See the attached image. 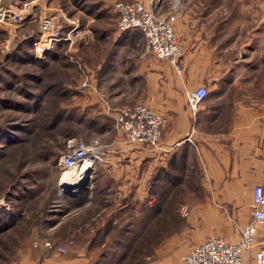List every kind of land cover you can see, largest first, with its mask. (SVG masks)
Instances as JSON below:
<instances>
[{"label":"rangeland","instance_id":"374dc122","mask_svg":"<svg viewBox=\"0 0 264 264\" xmlns=\"http://www.w3.org/2000/svg\"><path fill=\"white\" fill-rule=\"evenodd\" d=\"M117 1L132 0H8L18 6L26 2L31 12L19 23L0 24V264H169L200 241L202 229L193 222L207 195L197 164L170 171L166 163L144 159L137 166V189L121 196L94 188L87 200L88 189L73 196L61 184L66 170L81 169L60 162L71 141H98L102 157L116 139L133 144L114 129V117L137 101L115 108L93 83L97 71L89 58L107 45L102 31L118 28ZM161 1L158 14L178 0ZM240 1L253 18L252 28L263 26L264 0ZM45 16L61 19L64 33L75 26L69 20L77 25L72 41L59 43L43 58L32 48L36 34L28 33H36ZM98 163L86 180L93 179ZM117 202L130 205L115 213L119 226L97 228L73 218L80 203ZM183 205L189 207L187 216Z\"/></svg>","mask_w":264,"mask_h":264},{"label":"crops","instance_id":"0c3cea01","mask_svg":"<svg viewBox=\"0 0 264 264\" xmlns=\"http://www.w3.org/2000/svg\"><path fill=\"white\" fill-rule=\"evenodd\" d=\"M144 4L148 7V0ZM180 4L178 11L173 3L164 12H176L180 71L166 60L143 58L146 39L139 29H104L102 41L107 45L90 53L97 71H91L93 83L115 108L145 103L165 122L155 148L116 139L93 179L87 180V200L94 188L117 196L137 189V166L144 159L166 163L170 171L174 165L189 170L197 164L207 195V201L196 206L193 225L202 229L198 243L211 235L237 242L235 223L243 226L252 219L253 187H264V25L252 28L253 18L244 13L246 3L240 0H181ZM199 87H206L208 95L194 109L188 96ZM129 206V202L80 203L73 218L97 228L119 226L115 213ZM213 210L219 214L211 216ZM260 249H264V223L255 247L244 254L245 262Z\"/></svg>","mask_w":264,"mask_h":264},{"label":"built area","instance_id":"2783aa9c","mask_svg":"<svg viewBox=\"0 0 264 264\" xmlns=\"http://www.w3.org/2000/svg\"><path fill=\"white\" fill-rule=\"evenodd\" d=\"M161 0H149L148 7L141 1H117L115 11L118 15V29L125 32L139 29L145 39L146 47L143 58L154 56L166 60L178 71L181 70L179 59L182 48L175 31L176 12L172 14H158L156 8ZM174 10L181 8L180 0L175 2ZM31 12L26 2L22 6L0 0V24L19 23L23 16ZM75 25L69 31H63L61 19L45 16L41 19L33 41L36 56L45 57L59 43L73 40L76 20H69ZM88 85L84 82L83 86ZM208 95L206 87H199L189 93L191 106L196 109L197 104ZM105 107L110 111V104L106 95H101ZM114 129L131 143L156 147L162 137L164 118L145 103L137 102L135 106L118 109ZM69 150L60 158L61 164L68 168L82 167L86 161L92 166L103 160L102 146L98 141L88 144L84 141H71ZM252 219L243 226H237L240 238L237 242H229L220 235H211L200 243L194 244L184 256L169 264H264V249L257 250L248 263L244 254L251 252L256 245V235L259 226L264 223V187L256 184L252 190ZM181 213L189 214V207L183 205Z\"/></svg>","mask_w":264,"mask_h":264},{"label":"bare ground","instance_id":"6f19581e","mask_svg":"<svg viewBox=\"0 0 264 264\" xmlns=\"http://www.w3.org/2000/svg\"><path fill=\"white\" fill-rule=\"evenodd\" d=\"M80 171L74 169H68L62 174L61 184L65 191H74L79 187L85 189L88 186V183L85 184L88 178V170L92 168V164L89 161H86Z\"/></svg>","mask_w":264,"mask_h":264},{"label":"water","instance_id":"95a60500","mask_svg":"<svg viewBox=\"0 0 264 264\" xmlns=\"http://www.w3.org/2000/svg\"><path fill=\"white\" fill-rule=\"evenodd\" d=\"M88 181L85 182V184H87ZM81 188L79 187L78 189H75L74 191H65L73 196L77 195L78 191L80 190Z\"/></svg>","mask_w":264,"mask_h":264},{"label":"trees","instance_id":"16d2710c","mask_svg":"<svg viewBox=\"0 0 264 264\" xmlns=\"http://www.w3.org/2000/svg\"><path fill=\"white\" fill-rule=\"evenodd\" d=\"M33 41H34V40H32V48H34V47H33ZM33 50H34V49H33ZM49 53H50V52H49ZM49 53H48V54H49ZM48 54H46L45 57H46ZM43 58H44V57H43ZM60 116H61V114H60ZM57 118H58V117H57ZM6 220H7V219H6ZM6 220H5V221H6ZM11 220H12V219H11ZM5 221H4L3 223H5Z\"/></svg>","mask_w":264,"mask_h":264}]
</instances>
